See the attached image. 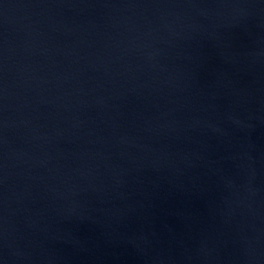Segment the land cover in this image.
I'll use <instances>...</instances> for the list:
<instances>
[{"label":"water","instance_id":"obj_1","mask_svg":"<svg viewBox=\"0 0 264 264\" xmlns=\"http://www.w3.org/2000/svg\"><path fill=\"white\" fill-rule=\"evenodd\" d=\"M0 264H264V0H0Z\"/></svg>","mask_w":264,"mask_h":264}]
</instances>
